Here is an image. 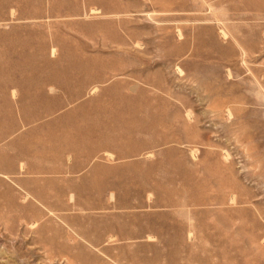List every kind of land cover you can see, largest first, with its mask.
<instances>
[{"label": "rangeland", "instance_id": "374dc122", "mask_svg": "<svg viewBox=\"0 0 264 264\" xmlns=\"http://www.w3.org/2000/svg\"><path fill=\"white\" fill-rule=\"evenodd\" d=\"M0 264H264V0H0Z\"/></svg>", "mask_w": 264, "mask_h": 264}]
</instances>
